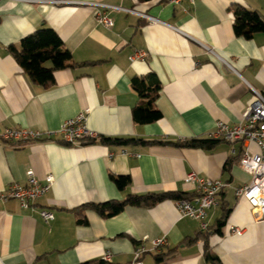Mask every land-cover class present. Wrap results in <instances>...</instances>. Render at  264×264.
<instances>
[{
	"label": "crops",
	"instance_id": "obj_1",
	"mask_svg": "<svg viewBox=\"0 0 264 264\" xmlns=\"http://www.w3.org/2000/svg\"><path fill=\"white\" fill-rule=\"evenodd\" d=\"M41 1L0 0V134L7 128L56 133L86 111L87 128L102 140L71 146L56 134L23 144L0 141V192L12 183L25 185L29 170L40 183L53 177L49 192L26 210L15 200L0 202V264H131L140 246L142 264H209L205 247L217 264H264V222L235 196L250 181L239 165L241 142L213 140L203 148L103 142L210 141L217 122L240 123L253 91L264 96V33L237 37L232 11L238 5L264 20V0ZM87 2L120 8L105 10L113 27L97 24ZM42 25L57 33L76 64L56 70L47 86L32 82L9 52ZM135 52L146 56L131 62ZM134 77L159 83L158 121L133 120L139 103ZM188 173L229 184L206 212L205 230L180 217L178 200L126 207L108 218L90 208L129 195H193L194 186L184 181ZM111 176H127L129 185L119 189ZM43 210L54 216L49 223ZM230 227L243 233L231 235ZM161 238L166 245L153 250L152 241Z\"/></svg>",
	"mask_w": 264,
	"mask_h": 264
},
{
	"label": "built area",
	"instance_id": "obj_2",
	"mask_svg": "<svg viewBox=\"0 0 264 264\" xmlns=\"http://www.w3.org/2000/svg\"><path fill=\"white\" fill-rule=\"evenodd\" d=\"M183 0H169L171 5H179ZM193 4L195 0H187ZM55 6L67 4L65 0H46L41 1ZM96 11L95 21L97 24L110 29L113 27V21L109 18L105 10L116 9L97 2L85 3ZM129 13H135L133 10H126ZM143 18H148L145 14H140ZM155 21L154 19H151ZM143 52H135L129 60H141L145 58ZM255 100L243 113L241 122L229 126L224 122H217L215 131L209 135V139L224 141L228 143L241 142L244 145L243 154L239 159L240 167L250 175V181L241 187L235 189L237 199H245L257 220L264 222V96L253 91ZM86 111L79 113L77 116L70 118L61 125L56 133L31 131L28 129H4L0 134V141L9 143H31L43 140H51L54 135H59L63 143L71 146H77L83 143H98L102 140L96 132L87 128ZM254 145L256 152H251L248 145ZM123 154H127L123 151ZM27 180L25 185L12 183L5 192H0V202L15 200L21 209H28L33 202L44 197L50 190L53 183V177L45 178L44 183H40L33 171L26 173ZM185 183L194 186L195 192L190 199H182L176 202V208L180 217H187L200 222V228L205 230L207 225L204 222L206 212L217 205V196L229 187V184L221 179H204L195 173H188L184 178ZM40 216L45 223L54 219L52 213L45 210L40 212ZM231 235L240 236L243 231L237 227H230ZM166 245L164 238L152 241L153 250ZM145 253L143 247H138L134 251V258L131 264H142L141 255ZM109 259V254L102 257L103 261Z\"/></svg>",
	"mask_w": 264,
	"mask_h": 264
},
{
	"label": "trees",
	"instance_id": "obj_3",
	"mask_svg": "<svg viewBox=\"0 0 264 264\" xmlns=\"http://www.w3.org/2000/svg\"><path fill=\"white\" fill-rule=\"evenodd\" d=\"M146 2L150 0H138ZM233 31L237 37L250 39L254 34L264 33V20L255 11L247 10L241 6L233 7ZM9 52L21 67L29 79L41 86H47L53 81V73L56 70L71 68L76 65L71 58V54L64 47L62 40L57 33L42 25L31 34L24 37L18 47H9ZM49 64V66H47ZM133 90L139 97V103L132 109L133 120L138 124H150L158 121L161 114L154 108V101L158 96L159 83L148 82L144 78L134 77L131 81ZM217 141V140H214ZM213 140H180L177 142H147L142 140L123 139H103L105 143L127 145L134 144H161L172 145L178 148H203L211 146ZM112 181L119 189L129 185L127 176H111ZM192 195L177 192L149 193L145 195H129L122 201H108L101 204H91L90 208L95 210L102 217L108 218L119 214L126 207L148 208L165 200L190 199ZM227 214L217 222V228L224 225ZM79 223L84 221L79 220ZM205 260L209 264H217V259L213 257L207 248L204 250Z\"/></svg>",
	"mask_w": 264,
	"mask_h": 264
}]
</instances>
